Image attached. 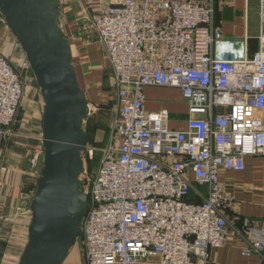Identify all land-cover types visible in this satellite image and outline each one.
<instances>
[{"label": "built area", "instance_id": "2783aa9c", "mask_svg": "<svg viewBox=\"0 0 264 264\" xmlns=\"http://www.w3.org/2000/svg\"><path fill=\"white\" fill-rule=\"evenodd\" d=\"M259 1L257 50L232 60L214 55L223 37L214 0H116L91 13L85 28L102 46L115 115L94 178L85 167L80 177L84 264H192L226 244L234 198L218 174L242 172L245 157L264 154ZM149 86L180 90L182 129L169 128L168 111L144 109ZM23 97L21 75L0 54V131L15 123ZM233 222L249 241L246 253L264 252L263 229Z\"/></svg>", "mask_w": 264, "mask_h": 264}, {"label": "crops", "instance_id": "0c3cea01", "mask_svg": "<svg viewBox=\"0 0 264 264\" xmlns=\"http://www.w3.org/2000/svg\"><path fill=\"white\" fill-rule=\"evenodd\" d=\"M115 2L85 0L83 4L92 13L102 5ZM259 22V0H214V24L223 36L220 47L214 46L215 57L222 60H232L242 54L251 57L259 44ZM85 29L71 22L65 25V34L82 92L100 107L115 98L103 85L102 72L106 64L102 46L94 36L85 40L82 36L88 33ZM228 42H237V49L229 48ZM144 96L147 112L166 110L171 117V130L184 127L188 105L180 90L149 86L144 89ZM42 106L41 100H23L15 123L0 131V264H18L27 243L28 207L43 161ZM218 179L234 198L227 213L230 226L227 242L222 248H211L206 262L193 258L192 264H264V252L246 253L249 241L239 235L241 227L233 222L234 216L247 218L264 230V154L245 157L242 172L223 170ZM82 257L80 264L84 261Z\"/></svg>", "mask_w": 264, "mask_h": 264}, {"label": "water", "instance_id": "95a60500", "mask_svg": "<svg viewBox=\"0 0 264 264\" xmlns=\"http://www.w3.org/2000/svg\"><path fill=\"white\" fill-rule=\"evenodd\" d=\"M60 0H0V16L22 50L42 99V168L29 203L27 243L18 264H62L88 208L81 175L91 113L77 79L69 40L58 23ZM110 89L109 70L102 72ZM110 110L113 104L100 105Z\"/></svg>", "mask_w": 264, "mask_h": 264}, {"label": "rangeland", "instance_id": "374dc122", "mask_svg": "<svg viewBox=\"0 0 264 264\" xmlns=\"http://www.w3.org/2000/svg\"><path fill=\"white\" fill-rule=\"evenodd\" d=\"M83 0H60L58 23L59 27L66 37L65 25L75 22L80 27H89V20L91 11L85 9ZM220 42L215 43V48L220 47ZM223 43H227L223 40ZM228 47L237 49V42H228ZM0 54L9 59L12 66L22 77V83L24 88L23 100L39 101L38 88L34 77L29 69L25 56L17 44L16 40L11 35L10 31L6 27L2 17L0 16ZM105 66V64H104ZM107 69V67H104ZM113 94L112 90H109ZM84 101L90 105L91 113L87 119L83 122V129L89 134L88 150L91 152L92 159L88 158V154L84 155V167L86 169V176L92 180L96 174L98 165V159L100 157L99 149L105 145L110 133V126L114 119V107L110 110L100 109L98 104L91 102L89 97L83 93ZM22 100V101H23ZM114 100V99H113ZM112 99L109 101L114 103ZM103 104V105H109ZM115 105V103H114ZM20 110V109H19ZM83 243L82 236H77L74 246L67 254L65 261L62 264H80L82 257ZM83 258V257H82ZM83 261V259H82ZM84 264V261H83Z\"/></svg>", "mask_w": 264, "mask_h": 264}, {"label": "trees", "instance_id": "16d2710c", "mask_svg": "<svg viewBox=\"0 0 264 264\" xmlns=\"http://www.w3.org/2000/svg\"><path fill=\"white\" fill-rule=\"evenodd\" d=\"M88 33H84V34H82V36H83V38L86 40H89V39H91L90 37H93L94 36V34L93 33H91L90 32V30H88V29H85ZM79 32H84V30H80L79 29ZM95 37V36H94ZM104 54V53H103ZM106 67H107V65H106ZM107 90H110V89H107ZM113 105H114V103L113 102H111ZM90 137V136H89ZM90 140V139H89ZM80 235H81V233H80Z\"/></svg>", "mask_w": 264, "mask_h": 264}]
</instances>
